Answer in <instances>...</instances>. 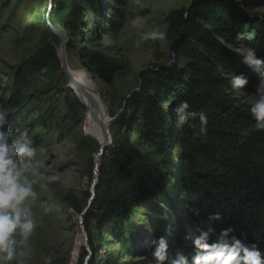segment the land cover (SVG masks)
<instances>
[{"label": "trees", "instance_id": "trees-1", "mask_svg": "<svg viewBox=\"0 0 264 264\" xmlns=\"http://www.w3.org/2000/svg\"><path fill=\"white\" fill-rule=\"evenodd\" d=\"M86 2L94 25L105 32L101 0ZM241 6L235 0H193L188 8L170 13L168 39L177 64L172 69L152 65L141 72L140 91L126 102L130 111L123 121L127 135L114 148L106 149L96 197L84 217L93 253L89 264H100L90 231L92 221H96L100 245L105 246L111 239L121 241L123 234L133 233L137 207L158 203L174 210L163 169L132 142L131 135L160 155L183 148L186 205L197 214L190 235L210 213L219 211L226 222L218 228L231 227L234 234L264 250V128L250 118L249 104L234 99L229 91L231 75L243 73L250 81L245 92L255 94L257 77L241 63L242 45L235 36L240 31L253 32L256 39L252 46L264 57V16L252 13V3ZM84 12L77 0H58L51 23L58 29L67 28ZM88 59V68L96 77L110 81L118 72V66L101 52L91 53ZM27 85V75L18 73L13 85L16 92ZM180 100L207 113L206 136L194 139V129L188 124L177 125L171 107L168 112L159 107V103L172 105ZM94 153H99L98 144ZM88 195L82 203L71 193L66 203L81 216L91 198V193ZM113 221L119 223L120 235L111 230ZM127 253L129 259L136 258L133 252ZM85 254L83 250L81 264Z\"/></svg>", "mask_w": 264, "mask_h": 264}, {"label": "rangeland", "instance_id": "rangeland-1", "mask_svg": "<svg viewBox=\"0 0 264 264\" xmlns=\"http://www.w3.org/2000/svg\"><path fill=\"white\" fill-rule=\"evenodd\" d=\"M192 1L101 0L105 20V32H101L93 23L94 15L86 0H77L85 9L84 15L67 28H59L72 39L68 57L70 70L90 76L109 112L112 137L109 148H114L127 135L123 121L130 111L126 102L137 92L135 89L140 88V73L152 65L161 67L162 60L173 51L169 39L158 42L159 47L154 51H149L152 42L139 49L133 47L138 30L131 26L132 16L136 12L144 15V30L159 27L168 32L170 13L188 8ZM235 2L240 6L252 3L255 5L252 13L264 16V0ZM57 3L58 0H53V6ZM241 8L246 12L243 6ZM52 12L48 0H0V102L13 109L14 124L34 130L37 144L46 142L48 152L43 158L49 172L60 176L57 183L40 190L42 198L53 206V212L43 217L33 237L37 250L35 264H42L39 257L47 253H54L53 264H81L84 236L80 215L69 207L66 198L71 193L82 203L89 198L88 188L98 155L94 150L98 143L87 133L86 103L82 105L79 94L63 74L59 58L63 42L50 26ZM246 15L252 16L247 12ZM93 52H101L118 66V72L110 81L90 72L88 56ZM18 73H25L29 84L20 92L13 87ZM238 99L249 104L255 95L245 92ZM117 113L118 117L111 119ZM84 138L87 141L83 144ZM130 139L163 169L174 210L158 203L137 207L132 217L133 233L124 232L121 241L111 239L105 246L100 245L96 221H92L90 231L100 264H147L145 254L149 242L161 235L168 236L170 244L186 246L189 241L185 237L190 236L197 218L195 211L186 205L183 148L180 146L172 154L160 155L148 149L137 135H131ZM169 224L171 235L167 232ZM110 227L115 234H121L118 222L113 221ZM127 252H133L136 258L129 259Z\"/></svg>", "mask_w": 264, "mask_h": 264}, {"label": "clouds", "instance_id": "clouds-1", "mask_svg": "<svg viewBox=\"0 0 264 264\" xmlns=\"http://www.w3.org/2000/svg\"><path fill=\"white\" fill-rule=\"evenodd\" d=\"M52 6L53 0H48V7ZM187 15L185 12L184 17L187 18ZM145 24L144 15L136 12L132 16L131 26L138 30L133 47L139 49L152 42L149 51H154L159 47L158 42L167 40L169 34L159 27L144 30ZM235 39L242 45L241 63L257 77L255 99L248 105V114L256 124L264 128V57H260L252 46L256 39L253 32H237ZM176 64V54L172 51L168 58L162 60L161 67L172 69ZM249 83V78L243 73L231 75L229 91L233 98H241ZM135 91L139 92L140 89ZM159 107L165 112L171 107L172 117L177 125L188 124L194 129V139L207 135V113L193 110L187 100H180L172 105L159 103ZM12 115L13 109L0 102V264H35L37 250L33 237L37 234L43 217L53 212V206L42 198L40 190L57 183L60 176L49 172L47 161L43 158L48 152L46 142L37 144L34 130L14 124ZM118 115L119 113L111 119H116ZM196 120L198 123H189ZM100 123L103 127V123ZM95 138L101 145L105 143L103 134ZM97 168L98 165L93 167L89 192L94 190L97 183ZM225 222L223 213H210L205 223L195 226L194 235L185 237L189 243L183 247L170 244L166 235L152 238L145 254L147 264H264V250L256 243L246 242L241 236L234 234L231 227H217ZM167 232L171 235V224L168 225ZM82 248L86 253L83 264H88L92 252L86 235ZM53 259L54 253L39 257L42 264H53Z\"/></svg>", "mask_w": 264, "mask_h": 264}, {"label": "bare ground", "instance_id": "bare-ground-1", "mask_svg": "<svg viewBox=\"0 0 264 264\" xmlns=\"http://www.w3.org/2000/svg\"><path fill=\"white\" fill-rule=\"evenodd\" d=\"M70 73L86 89V97L84 98V102L86 103L87 109L89 111L87 125L88 135L100 145V143L95 137L103 134L105 138L107 134L110 137V144H112V137L109 126L110 115L98 92L97 85L93 83L90 76L85 72H73L72 70H70ZM101 121L103 123V127L101 126ZM101 162L102 157L97 155L96 163L98 165H101Z\"/></svg>", "mask_w": 264, "mask_h": 264}, {"label": "water", "instance_id": "water-1", "mask_svg": "<svg viewBox=\"0 0 264 264\" xmlns=\"http://www.w3.org/2000/svg\"><path fill=\"white\" fill-rule=\"evenodd\" d=\"M53 9H54V6H52L50 8V11H53ZM50 26H51L52 31L54 32V34L60 40H62V42H63V48H62V51H61V54H60V57H59L60 58V62H61V66H62L63 74L69 80L72 88L79 94V96H80V98L82 100V105L85 106L84 98L86 97V89L70 73L69 58L68 57H69V47H70V45L72 43V39L68 35L64 34L60 29H58L52 23H50ZM104 139H105V143L103 145H101V144L99 145V153H98V155L101 156V157H103V155L105 154L106 149L111 146V144L108 142L110 140V137L107 134H106V137ZM96 165H98V164L96 163ZM100 166L101 165H98L97 172H96V176L98 177L97 178V183L95 185L94 190L91 192V203L90 204L88 203V206L86 207L87 211L86 212L84 211L83 214L80 216V223L83 225V229H82L83 236L85 237V235H86L88 241H89L88 234H87V232L85 230V226H84V217L87 214V212L89 211V209L91 208L92 203H93V201L95 200V197H96V189H97V185H98L99 177H100ZM91 252H92V250H91ZM92 255H93V253H92ZM89 261H88V264H89Z\"/></svg>", "mask_w": 264, "mask_h": 264}]
</instances>
